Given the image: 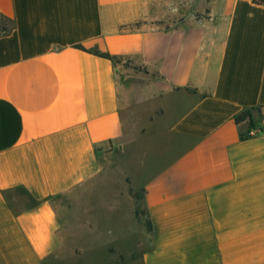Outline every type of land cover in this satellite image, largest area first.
<instances>
[{"label": "crops", "instance_id": "0c3cea01", "mask_svg": "<svg viewBox=\"0 0 264 264\" xmlns=\"http://www.w3.org/2000/svg\"><path fill=\"white\" fill-rule=\"evenodd\" d=\"M106 251L264 264V0H0V264Z\"/></svg>", "mask_w": 264, "mask_h": 264}, {"label": "rangeland", "instance_id": "374dc122", "mask_svg": "<svg viewBox=\"0 0 264 264\" xmlns=\"http://www.w3.org/2000/svg\"><path fill=\"white\" fill-rule=\"evenodd\" d=\"M1 23L2 25L8 26V27L11 25V22L7 19H1ZM136 196L138 199H140L141 198L140 192H136ZM84 240H86V237ZM134 252H132V254L129 256L130 259L128 258L127 254H119V256H116L117 259L115 260L114 258L111 259L110 253L106 251L108 255L107 256L108 259L107 260L104 259L102 264H140L138 260V253L134 254ZM96 254L97 253H94V252H87L84 263L91 264L92 262H95L94 260L97 259L96 257H98V255Z\"/></svg>", "mask_w": 264, "mask_h": 264}, {"label": "trees", "instance_id": "16d2710c", "mask_svg": "<svg viewBox=\"0 0 264 264\" xmlns=\"http://www.w3.org/2000/svg\"><path fill=\"white\" fill-rule=\"evenodd\" d=\"M261 1H263V0H261ZM98 53L101 54L102 56H105V57H108V58L112 59L114 62H117L118 61V57L117 56L111 55L108 52H98ZM252 112H253V109L249 108V109H245L242 112L238 113L236 115V117H235L236 122L237 123H242L243 121L249 119L250 120V123H251L250 124V127H251L250 129L255 130L256 132L257 131H261L263 129L262 125L261 124L255 125L253 123V119H252V116L253 115H252ZM250 135H251V131L250 130L247 131V132H241V136L243 138L248 137ZM137 214L139 215V211L138 210H137Z\"/></svg>", "mask_w": 264, "mask_h": 264}, {"label": "built area", "instance_id": "2783aa9c", "mask_svg": "<svg viewBox=\"0 0 264 264\" xmlns=\"http://www.w3.org/2000/svg\"><path fill=\"white\" fill-rule=\"evenodd\" d=\"M255 130L251 131V133H253Z\"/></svg>", "mask_w": 264, "mask_h": 264}]
</instances>
